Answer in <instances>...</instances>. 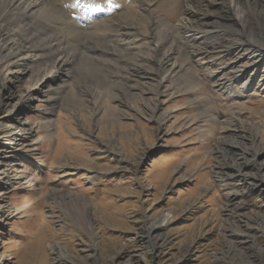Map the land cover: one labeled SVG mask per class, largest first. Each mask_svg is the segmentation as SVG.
<instances>
[{
  "label": "rangeland",
  "instance_id": "rangeland-1",
  "mask_svg": "<svg viewBox=\"0 0 264 264\" xmlns=\"http://www.w3.org/2000/svg\"><path fill=\"white\" fill-rule=\"evenodd\" d=\"M108 1L127 14L112 37L119 48L93 50L94 36H73V49L0 62V264H264V151L254 156L256 142L244 140L242 158L243 147H231L252 174L231 184L246 200L239 208L214 176L234 175L220 143L228 123L264 148V60L236 61L263 51L249 36L258 29L239 31L229 0H156L149 11L142 0ZM23 25L13 28L22 48L47 41L48 25ZM236 30L245 38L232 39ZM222 49L207 59L228 66L219 74L198 61L197 52ZM37 54L45 65L25 62ZM55 64L61 74L41 83ZM242 67L233 86L242 95L229 97L217 81ZM6 72L20 78L7 85ZM164 216L167 227L154 229Z\"/></svg>",
  "mask_w": 264,
  "mask_h": 264
},
{
  "label": "bare ground",
  "instance_id": "bare-ground-1",
  "mask_svg": "<svg viewBox=\"0 0 264 264\" xmlns=\"http://www.w3.org/2000/svg\"><path fill=\"white\" fill-rule=\"evenodd\" d=\"M142 1H143L142 4H143L144 9L146 11H149L152 7L155 6L156 3H158L159 0L157 2H155L156 0H142ZM170 1L171 0H165L166 4L170 3ZM204 1H206V0H204ZM207 2H209L210 4L211 3L215 4V2H213L212 0H207ZM224 2H225V0H224ZM228 2L231 6L230 10L233 12V14H232L233 18H234V20L237 21L236 25L244 27V28L240 27L241 29H239V31L240 30L246 31L251 26L254 27V30L258 29L257 32H255V31L249 32V36H252L261 45H264V11L260 10L261 8H264V5L260 6V3H264V2L262 0H246L245 4L239 0H229ZM192 3H193V1H192ZM122 4H123V2H122ZM188 4L189 3H187V5ZM216 5H217V3H216ZM200 6L201 5L198 4V7H200ZM188 8H192V7L188 6ZM128 10L130 11L129 12L130 15H133L132 9H127L125 11H128ZM122 11H124V9H122L121 4L117 5V3H116V4L112 5V4H110V2L108 0H0V35L2 36L0 39V58H1L0 62L5 63V61L11 57H20L22 55L21 53H28L30 51L31 52L44 51L48 47H50L51 49H54V50H58V51H60V49L63 51L73 49L72 47H69L70 45H72V43L70 42L69 39L72 38L73 36H75V38H77V36H85V35L94 36L95 40L92 41L90 45L86 44V46H88L89 48L91 45H93L94 46V48H92L93 50L96 48L102 49V50L106 49V48H109L110 50H113V48H119V46H121V44H119L118 42L113 43L112 41H114V40L112 37H114L113 33L120 31L119 29L121 28V24L119 23L120 20H118V18H120V16H127V14H122ZM195 12H197V11H195ZM197 13L201 14V16H202V18H200L201 21L207 20V18H212V19L216 20V19H219L221 17L218 14L213 15V14H209V13H207V14H204L201 12H197ZM209 16H211V17H209ZM106 17H107V21H106V23H103L105 21H102V20L105 19ZM128 17H131V16H128ZM83 20L91 21V23H88L85 25V24H83ZM193 20H196V19H193ZM25 22H28V24H29V26L27 27L28 31H31L34 26H38L40 24L48 25L46 27L47 41L44 39H41L38 42H34L33 45L24 46L23 48H22L21 43H20L21 40H20L19 44L17 42H15L14 41L15 39L13 37L15 35H18V33H16V31L13 28L19 30L22 26H24L23 24ZM92 24H94V27L92 26ZM219 31H221V30H219ZM239 31H237V35H234V36L232 35V39H234V38L237 39L239 37L245 38L243 36L241 37V33ZM224 32H225V30H224ZM8 37H12L13 40L8 39L5 41V39ZM54 37H56V39H54ZM63 39H65V42H63ZM196 39H197V37H196ZM88 40H90V39H88ZM197 40H196V42H197ZM4 41H5V43H4V45H2V42H4ZM8 41H9V43H8ZM157 42L159 43V41H157ZM160 43H161V41H160ZM253 44H255V43H253ZM231 48H228V49L231 50ZM21 49H22V51H21ZM250 49L247 51L244 50L243 54H242L243 57H241V56L238 57L236 59V61L240 60L242 58H247V59L249 58L253 62V65L259 66L262 63V61L264 60V49H263V51H255V50L250 51ZM224 51L227 52V50H224V49L219 50V51L208 50L207 52H202V53L197 52V57L198 58L200 57L198 59V61H200L202 64H205L207 66L216 65L217 69H216L215 73L219 74L221 71H223L224 68H226L228 66H225V65L222 66L223 65L221 63L222 60L221 59H215L214 57H213L214 59L207 61V59L209 57L208 54L212 55L215 53L218 56H221V55H219V53L223 54ZM80 52H82V51H80ZM37 55H40L41 58H36V57H32V56L27 55L25 57V62L31 63V62H34V60H39V62H41L40 63L41 66L45 65L46 64L45 58L47 57V55H43V54H37ZM237 55H240V54H237ZM101 59L103 61H106L107 59L111 60L114 58L102 55ZM168 59H170V58H168ZM165 60H167V59H165ZM63 61L67 62L66 60H63ZM85 61H87V60H85ZM109 63H111V61H109ZM232 64L235 65V63H232ZM253 65H252V67H253ZM175 67L176 66L174 65L172 68H175ZM248 67H246V68L242 67L244 69H242L241 73H238L240 71L238 69V71L234 72V73H238V75H233L232 78H227V81H225V78L217 81V84H219V86H223V88L226 89L225 91H227V93H229L228 94L229 97H235L238 95H242L240 91L236 92L233 89V86L235 85L234 83H236V81H239L240 79H242L241 75H244L248 72V70H249ZM252 67H250V68H252ZM50 72L44 73L41 83H44L46 81V79H49V78L55 79L56 74H59V75L61 74L59 69L57 68V64L51 66ZM229 73H230V71H229ZM16 74L19 75V77H15L14 76L15 73L9 74L8 72H6V74L3 76L5 79V84L10 85L15 80H18L20 78V73H16ZM92 74H95V73H92ZM227 77H229V76H227ZM254 79L255 78L253 77V74L250 75L248 80L242 82L240 89H242L243 91H246L247 89L252 87ZM39 83L35 84V86H37ZM100 83H101V81H100ZM33 91L35 92L36 88H34ZM57 96H59V93H58V95H56V97ZM52 100L53 101L59 100V97L53 98ZM232 120L233 119H228V122L231 121V124H232V122H234ZM228 126H229V128L226 129L227 132H224L225 133L223 135L224 137L220 141V143H222L223 146H225V148L221 149V150L225 156H226V154L229 156V157L226 156L228 163L231 166V169L229 170V172H233L234 175L224 176V174L221 173V171H219V169H218V170L214 171L215 172L214 176H215V178H217L218 180L221 181L222 184H220L219 186H220V188H223V190H226L227 198L230 201L235 200L237 202V204L233 205V207L234 208L236 207V209H237L240 206H242V204H244L246 202V200H245L243 195L240 196L237 193H233L235 191V189L240 187V184L239 183L236 185L235 184L231 185V184L235 183V182H240V183L244 182V184H246L249 181L252 174L247 169L248 168L247 166L249 165V163L246 162L245 160L240 161V159H241L240 157H239L240 159L236 158L235 155L237 152L233 151V149L231 147L235 146V147H239L240 149L243 147V152H240V154H239V156L242 155V158H243V156L246 155L245 144H242V142L244 140L251 142L252 144L254 142H256V147H255V150L253 151L254 156L260 155L262 153V151H264V148L262 146L261 147L259 146V144L257 142L258 140L256 141L257 136L255 135V133H253L252 137L247 136L249 134L241 136V134L243 132L241 134H239L240 131L242 130L241 123L237 124L235 121L233 126L230 125L229 123H228ZM249 129H250V127H249ZM250 130H252V129H250ZM12 144H13V142H9V145H12ZM223 162H225V161H223ZM226 165H228V164H226ZM249 191H250V189H249ZM238 198H240V199H238ZM171 218L172 217H168V216L162 217L161 219H159V221L157 223H155L154 229H156V228L160 229L162 227H167V225L170 223ZM150 231H153V230L150 229ZM55 249H57V248L55 247L52 249L54 254L57 251Z\"/></svg>",
  "mask_w": 264,
  "mask_h": 264
}]
</instances>
